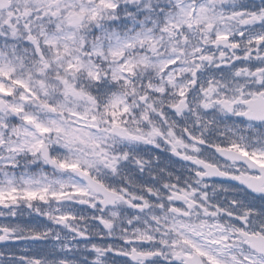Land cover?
<instances>
[{"label":"snow or ice","instance_id":"snow-or-ice-1","mask_svg":"<svg viewBox=\"0 0 264 264\" xmlns=\"http://www.w3.org/2000/svg\"><path fill=\"white\" fill-rule=\"evenodd\" d=\"M0 264H264V0H0Z\"/></svg>","mask_w":264,"mask_h":264}]
</instances>
